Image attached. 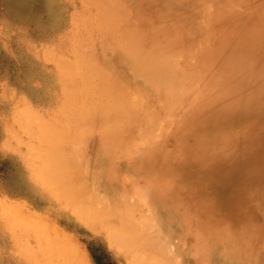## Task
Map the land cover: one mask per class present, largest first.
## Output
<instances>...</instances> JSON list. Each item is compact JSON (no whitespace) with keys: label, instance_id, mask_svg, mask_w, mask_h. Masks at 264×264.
Masks as SVG:
<instances>
[{"label":"rangeland","instance_id":"374dc122","mask_svg":"<svg viewBox=\"0 0 264 264\" xmlns=\"http://www.w3.org/2000/svg\"><path fill=\"white\" fill-rule=\"evenodd\" d=\"M0 264H264V0H0Z\"/></svg>","mask_w":264,"mask_h":264}]
</instances>
